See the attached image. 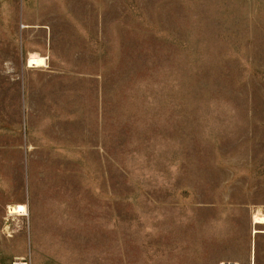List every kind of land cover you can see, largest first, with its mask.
<instances>
[{
  "label": "rangeland",
  "instance_id": "rangeland-1",
  "mask_svg": "<svg viewBox=\"0 0 264 264\" xmlns=\"http://www.w3.org/2000/svg\"><path fill=\"white\" fill-rule=\"evenodd\" d=\"M54 80L87 160L25 168ZM1 97L0 264H264V0H0Z\"/></svg>",
  "mask_w": 264,
  "mask_h": 264
},
{
  "label": "crops",
  "instance_id": "crops-1",
  "mask_svg": "<svg viewBox=\"0 0 264 264\" xmlns=\"http://www.w3.org/2000/svg\"><path fill=\"white\" fill-rule=\"evenodd\" d=\"M28 67V66H27ZM39 69V68H34ZM2 82V81H1ZM55 86L58 90V98L56 99L55 103L52 104V106L49 109H39V116L33 117L35 120V126L40 129V135L44 139V142L42 143L43 149L40 150L43 155L34 156V152L40 146H37L35 143L36 136L34 137V140L30 139V134H32V129L27 130L25 143L22 144L21 140L19 139L17 148H21V145H24L25 147V168H30V163H33L34 160L43 162L42 167L48 166V167H56V168H67L72 167L73 162H79L76 164V166H80L84 164V160H87V154L85 153V146H82V144H79L78 140L75 141L72 137V130L68 132V130L71 128V125H73L74 121V115L72 114V105L74 104V100H78L80 98L79 96H70L66 94V90L70 87H78L81 85L80 82H74V81H64V80H54ZM25 92V90H24ZM41 93V91H40ZM4 97V96H3ZM1 97L0 99V106L3 104L4 98ZM40 99H43L42 96L39 97ZM49 98V97H48ZM26 95L25 93L23 96H21V102L23 104L24 114L23 116L26 117ZM48 101V100H46ZM24 102V103H23ZM36 121H39L38 124H36ZM47 121V122H45ZM29 124V125H28ZM49 125V127H45ZM30 122H26V127L29 128ZM43 132H42V131ZM43 134V135H42ZM20 137V136H19ZM40 138V137H38ZM46 143V145H45ZM33 146V148L29 149V146ZM77 145V146H75ZM87 148V147H86ZM32 154H31V153ZM48 152V154H46ZM40 159V160H39ZM42 160V161H41ZM39 162L38 165H39ZM81 163V164H80ZM4 166V165H3ZM104 166V164H103ZM29 196V191H27ZM24 203V202H19ZM26 204V203H25Z\"/></svg>",
  "mask_w": 264,
  "mask_h": 264
},
{
  "label": "bare ground",
  "instance_id": "bare-ground-1",
  "mask_svg": "<svg viewBox=\"0 0 264 264\" xmlns=\"http://www.w3.org/2000/svg\"><path fill=\"white\" fill-rule=\"evenodd\" d=\"M27 66L32 68H42L47 66V56L39 52H30L27 58ZM28 213L27 205L25 203H14L8 205V215H26ZM254 223L264 224V212H255L252 215ZM256 231V230H255Z\"/></svg>",
  "mask_w": 264,
  "mask_h": 264
}]
</instances>
